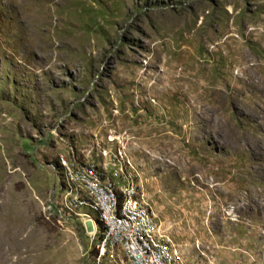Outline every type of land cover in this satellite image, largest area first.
Returning a JSON list of instances; mask_svg holds the SVG:
<instances>
[{"label": "rangeland", "instance_id": "374dc122", "mask_svg": "<svg viewBox=\"0 0 264 264\" xmlns=\"http://www.w3.org/2000/svg\"><path fill=\"white\" fill-rule=\"evenodd\" d=\"M108 135L183 264H264V0H0V264L98 263L53 188Z\"/></svg>", "mask_w": 264, "mask_h": 264}, {"label": "built area", "instance_id": "2783aa9c", "mask_svg": "<svg viewBox=\"0 0 264 264\" xmlns=\"http://www.w3.org/2000/svg\"><path fill=\"white\" fill-rule=\"evenodd\" d=\"M113 151L100 147L99 159L88 154L75 156L71 149L56 156L59 175L57 197L55 182L52 203L60 218L80 219L98 226L95 255L100 260L119 251L129 264H183L175 244L158 230L155 215L143 198L135 175L125 169L127 156L122 138L106 136ZM106 160V161H104ZM114 161L115 168L107 162Z\"/></svg>", "mask_w": 264, "mask_h": 264}, {"label": "bare ground", "instance_id": "6f19581e", "mask_svg": "<svg viewBox=\"0 0 264 264\" xmlns=\"http://www.w3.org/2000/svg\"><path fill=\"white\" fill-rule=\"evenodd\" d=\"M90 225H91V224H90ZM91 227H93V226L91 225ZM157 227H158V225H157ZM158 230L161 232L160 227H158Z\"/></svg>", "mask_w": 264, "mask_h": 264}]
</instances>
